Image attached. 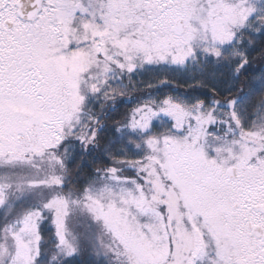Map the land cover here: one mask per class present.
Masks as SVG:
<instances>
[{"label": "snow or ice", "instance_id": "obj_1", "mask_svg": "<svg viewBox=\"0 0 264 264\" xmlns=\"http://www.w3.org/2000/svg\"><path fill=\"white\" fill-rule=\"evenodd\" d=\"M0 264H264V0H0Z\"/></svg>", "mask_w": 264, "mask_h": 264}]
</instances>
